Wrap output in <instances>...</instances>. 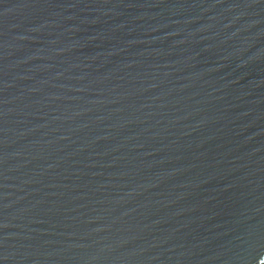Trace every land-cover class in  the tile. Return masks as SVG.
<instances>
[{
    "label": "water",
    "instance_id": "1",
    "mask_svg": "<svg viewBox=\"0 0 264 264\" xmlns=\"http://www.w3.org/2000/svg\"><path fill=\"white\" fill-rule=\"evenodd\" d=\"M0 264H264V0H0Z\"/></svg>",
    "mask_w": 264,
    "mask_h": 264
}]
</instances>
